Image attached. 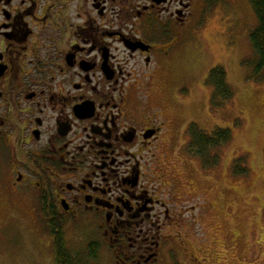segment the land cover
I'll return each instance as SVG.
<instances>
[{
    "label": "flooded vegetation",
    "instance_id": "af4514ba",
    "mask_svg": "<svg viewBox=\"0 0 264 264\" xmlns=\"http://www.w3.org/2000/svg\"><path fill=\"white\" fill-rule=\"evenodd\" d=\"M218 1L0 0V177L19 207L87 239L94 264L176 249L184 264L228 262L197 238L214 203L188 149L197 125L173 105L195 21Z\"/></svg>",
    "mask_w": 264,
    "mask_h": 264
},
{
    "label": "rangeland",
    "instance_id": "374dc122",
    "mask_svg": "<svg viewBox=\"0 0 264 264\" xmlns=\"http://www.w3.org/2000/svg\"><path fill=\"white\" fill-rule=\"evenodd\" d=\"M257 23L249 0H219L196 19L194 51L173 73L186 90L181 88L173 103L179 117L192 119L207 133L216 128L232 133L229 142L209 152L212 165L204 168L205 186L214 205L196 225L211 261L224 256L227 264H246L264 252V67L258 68L259 56L250 39ZM217 66L226 72L231 100L219 95L211 99L206 80ZM215 154L218 162L213 164ZM239 156L249 168L246 176L232 173ZM15 194L13 185L0 177V264H56L54 241L40 211L19 207ZM77 234L67 231V249L80 264H94L88 240ZM221 238L222 255L216 244ZM186 262L176 249L161 264Z\"/></svg>",
    "mask_w": 264,
    "mask_h": 264
},
{
    "label": "trees",
    "instance_id": "16d2710c",
    "mask_svg": "<svg viewBox=\"0 0 264 264\" xmlns=\"http://www.w3.org/2000/svg\"><path fill=\"white\" fill-rule=\"evenodd\" d=\"M251 7L254 10L255 17H257V26L250 34L251 43L259 56L258 68L264 67V0H249ZM226 72L223 67H214L210 69L209 75L206 80L208 87H212V100L216 95H219L223 100H231L233 93L226 83ZM191 142L188 146L190 154L198 157L205 167L212 165L209 162V152L214 149H218L225 143L232 139V133L230 129L216 128L211 133H207L205 130H200L198 127L191 125L189 131ZM218 162V157L215 154L213 164ZM233 175L246 176L249 172V168L245 166V157L239 156L235 158L232 165ZM52 216L49 209L43 210V220L47 229L50 231L53 237V247L55 252L56 264H75L72 252L67 249L66 240L64 239L63 227L54 222L50 217Z\"/></svg>",
    "mask_w": 264,
    "mask_h": 264
}]
</instances>
